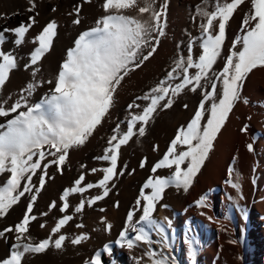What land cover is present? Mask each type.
<instances>
[{
    "label": "snow or ice",
    "instance_id": "snow-or-ice-1",
    "mask_svg": "<svg viewBox=\"0 0 264 264\" xmlns=\"http://www.w3.org/2000/svg\"><path fill=\"white\" fill-rule=\"evenodd\" d=\"M40 2L26 0L25 12L29 14L27 19L15 27H3L0 30V46L5 44L6 34L13 36L16 46L26 42L29 31L39 24ZM91 3L92 0H80L73 4L68 13L73 17V25L82 23L80 17L83 5ZM245 3L249 6L242 15L239 34L234 38L228 55L224 57L222 69L217 71L214 66L222 56L229 22ZM101 7L103 15L96 20V26L78 35L74 46L67 50L54 80L35 81L41 72V61L52 50L58 36L59 24L55 19L44 24L39 33L31 38L35 47L24 65L25 70L31 69L35 82H29L10 106L6 107L7 100H0V117L7 120L6 125L0 124V129H4L0 131V175L9 174L6 181L0 184V219L5 218L26 193H31V199L19 222L0 230V239L7 241L8 234H12L15 240L11 244L10 253L0 258V264H24L26 256L44 254L50 248L63 250L68 236L61 230L74 219L73 215L66 214L59 218L49 236L43 240L33 241L28 235L31 223L37 220L34 205L38 194L44 189L46 178H50L48 168L55 166L57 172L63 174L70 152L86 146L109 115L122 82L153 58L161 38L166 34L168 0H162L159 6L157 0H103ZM132 9H136L137 16L124 14ZM51 11L56 12L57 8L53 7ZM198 13L204 18L200 24V54L193 56L194 42H190L188 55L178 56L163 79L128 104L126 130L122 132L118 123L112 129L113 134L107 140L103 154L95 157L107 162L106 167L91 169V173L101 172L102 176L97 182L88 183L85 174H81L74 180L73 186L64 189L59 198L62 202L59 212L67 213L70 209V196H83L97 189L96 195L79 201L74 208L78 214L88 208H95L98 202L108 198L120 177L126 172L128 175L135 172V169L128 171L126 164L121 166L122 146H126L135 136L144 137L158 110L171 109L176 98L186 90L192 93L199 90L202 98L193 117L186 126L177 129L167 151L151 168L153 174L159 169H171V174L167 177L149 176L139 191L135 207L126 215L125 227L115 243L130 251L140 244L151 246L153 241L150 232L153 230L161 236L159 242L162 246H168L165 224L154 219L157 205L170 187L184 192L189 190L214 150L215 141L235 107L239 103H250L248 97L243 95L250 75L254 70L264 69V0H215L212 11L198 6ZM12 15L19 13L14 12ZM8 18L7 14H0V20ZM18 66L17 56L0 48V90ZM192 69L195 71L190 72ZM44 83L52 85L48 94L35 104L29 103V97ZM137 101L146 103L141 105ZM183 107L187 109L188 105L184 104ZM247 119L251 121L253 117L250 115ZM249 128L250 125L245 123L240 132L247 134ZM246 148L249 153L255 151L253 142L247 143ZM157 149L158 146H154V150ZM146 163L147 158H144L139 167L144 168ZM38 170L40 175L37 186L33 184L32 177L37 175ZM228 175H235L237 182H227L240 192V176L234 167H229ZM196 204L204 207L206 198L201 197ZM113 206L119 208V201H115ZM56 208L55 201L49 204V211ZM98 210L106 211L103 207ZM137 212L140 213L138 218ZM41 215L47 216L48 212ZM165 220L170 228L171 220L167 217ZM99 222L104 225V231H111L113 225L106 217H100ZM45 226L40 224L41 228ZM76 227L82 229L85 225L80 223ZM89 239L90 236L82 232L71 239V244L81 245ZM193 244L194 241H188L190 256L195 255ZM103 253L111 256L112 249L105 245ZM145 258L150 264H175L174 259L163 251L157 253L151 247L141 256L133 257L135 264H141ZM85 264H103L102 253L95 252Z\"/></svg>",
    "mask_w": 264,
    "mask_h": 264
},
{
    "label": "rangeland",
    "instance_id": "rangeland-1",
    "mask_svg": "<svg viewBox=\"0 0 264 264\" xmlns=\"http://www.w3.org/2000/svg\"><path fill=\"white\" fill-rule=\"evenodd\" d=\"M78 2H80V0ZM214 2L215 0H207V3L205 0H168L166 34L161 38L157 53L153 58L145 62V65L141 69L134 71L130 77L125 78V81L122 82V85L118 89L116 102L110 110L109 115L105 117L103 123L97 128L93 136L90 137L89 142L85 147L70 152L69 161L64 166L63 174L57 172L55 166L48 168V177L50 178H46L47 182L45 187L38 194V198L34 205V214L37 216V220L33 221L30 225V234L33 237V240L40 241L47 238L51 232V228L54 227L56 221L63 215H73L74 219L61 230L63 234L68 236V240L65 241L62 251L50 248L44 254L26 256V264H85V261L90 260L97 251L102 253L103 264H135L133 257L141 256L144 252L149 250V247L157 253L163 251L170 258L174 259L175 264L212 263H210L209 258H207L209 244H211L209 238H205L204 241L195 242V249H198H196V254L192 256V258L190 257V259L186 258V247L183 243V238L180 239L179 245L177 241H174L172 244L170 242V245L167 247H163L155 237L154 230L153 232H150L152 237L151 240L153 241L151 246L140 244L138 247L130 251L127 250L126 247L121 248L115 243L119 238L120 232L125 227L126 215L135 207V201L138 198L139 191L147 178L152 175L167 177L171 174V169H159L157 173L153 174L151 168L163 157L170 141L174 138L177 129L181 126H186L193 117L199 101L202 98L199 90L196 93L186 90L184 94H181L176 98L173 107L167 109L170 110V112L163 113L167 110H164L161 113L159 111L157 112L154 120L148 125L144 137L135 136L126 146H122L120 164L121 166L126 164L128 166V171L135 169V172L132 175H128L126 172L124 176L120 177L116 181V187L112 190V193L108 198L104 201L98 202V205L95 208H88L84 213L79 214L74 212V208L78 205L79 201L85 197L96 195L98 192L97 189H92L90 192L84 193L83 196L80 194H73L70 196V209L67 213L59 212V206L62 203L59 198L64 189L73 186L74 180L81 174H85V180L88 183H95L102 176L101 172L95 174L91 173V169H101L106 167L108 166L107 162L97 160L95 157L103 154L104 148L107 146V140L113 134L112 129L116 127L118 123L120 124L122 132L126 130L128 104L132 103L137 96H142L151 87L155 86L159 80L163 79L166 72L173 66V61L177 59L178 56L183 55L186 57L188 55L190 42H194L192 46L193 56L196 57L200 54V24L204 22V18L198 13V6L207 11H212ZM102 3L103 0H92L91 4H84L80 17L82 23L80 25H73L71 23L73 17L68 15L72 10L73 5H64L60 8L55 7L57 8L56 12L50 10V13H41L40 11L41 15L38 18L39 24L33 26L28 33L26 42L20 46L14 44V38L11 34H6V45L4 44L3 46H0V48L5 52L11 50V52L17 56L19 65L16 70L12 71L16 72V74L13 75V73H10L11 75L8 83H6L4 88L0 90V100L8 101L6 107L10 106L19 98L21 90L26 87L29 82L54 80L61 63L66 57L67 50L74 46V41L78 35L82 31L95 27L96 20L103 15L101 7ZM160 3H162V0H157V6H159ZM248 6V3L242 5L234 14L233 19L229 22L227 39L225 41L222 56L214 66L217 71L222 69L224 57L228 55L234 38L239 34L242 15L248 10ZM124 14L137 16L138 12L136 9H132L126 11ZM146 15L147 14H145V16ZM26 19L27 16L23 19L16 20L14 23H10L5 27L18 26L19 22ZM51 19H55L59 24L58 36L54 40L52 50L47 53L41 61L39 65L41 67V72L37 74L34 81L31 75V69L25 70L24 67L28 62L30 52L35 47V45L31 43V38L36 36L42 26ZM22 48L25 49V52ZM194 71V69L190 70V72ZM262 73H264V69H262ZM12 75L14 80L11 77ZM252 82L253 74L250 75L246 82L243 95L248 97L250 101L247 106H252L251 108L255 109L257 105H264V99H257V101L251 98L249 91L250 86L253 85ZM51 87L52 85L47 83H44L42 87H37L33 95L29 97V103L35 104L39 102L48 94ZM9 97H11V99H9ZM137 103L143 105L146 102L137 101ZM184 104L188 105L187 109L183 107ZM240 104L242 103H239L238 105ZM136 111L139 110L137 109ZM6 122V118L0 117V124L6 125ZM3 130L4 129H0V131ZM154 146H158V149L154 150ZM144 158H147V163L144 168H140L139 164ZM43 163L44 162H42V164ZM81 165H85L86 167L82 168ZM203 169L204 167L201 169L200 173ZM39 175L40 173L38 170L37 175L32 177L34 185L38 186ZM8 176V173L0 175V184H3ZM261 177L262 174L260 173V167L256 166L255 169L252 168V182L254 179L260 180ZM195 183L196 179L192 185H195ZM191 187L187 192H184L182 189L178 190L175 187L168 188L165 191L164 199L157 205L154 219L165 224L166 235L170 240L173 239L176 231L179 232L180 236H183V231L178 224H172L169 228L165 217L171 219L177 216L178 218V215L181 214L179 210L181 211V206L183 207L185 198L187 199L192 191ZM30 199L31 193H26L25 196L21 198L20 203L15 205L10 210L9 214L3 218V221L0 222V226H3V228L6 227L3 223L10 218H16L18 219L17 222H19L26 208V204ZM53 201L57 203V208L49 211V204ZM115 201H119V208L113 206ZM192 204L194 203H190L189 205ZM162 205H167L168 207L164 208ZM100 207L105 208L106 211L100 212L98 210ZM189 208L191 207L188 206V209ZM44 212H48V215H41ZM186 214L187 212L185 215ZM139 215L140 213L137 212L136 218H138ZM102 216L106 217L107 221L113 225L110 232L104 231V225L99 222L100 217ZM42 223L46 225L44 228L40 227V224ZM80 223H83L85 227L82 229L77 228L76 225ZM82 232L87 233L90 236V239L81 245H72L71 239ZM205 235L208 236L207 232ZM53 239H55V237H53ZM105 245H108L112 249L111 256L103 253ZM0 250H2L1 241ZM258 252L257 248L251 247V245L248 244L246 248L245 262L248 264H254L256 261L263 262L264 255H258ZM141 264H150V261L145 258L141 261Z\"/></svg>",
    "mask_w": 264,
    "mask_h": 264
},
{
    "label": "bare ground",
    "instance_id": "bare-ground-1",
    "mask_svg": "<svg viewBox=\"0 0 264 264\" xmlns=\"http://www.w3.org/2000/svg\"><path fill=\"white\" fill-rule=\"evenodd\" d=\"M78 1L41 0L39 11L50 13L53 7L60 8L64 5H73ZM26 7V0H0V14H7L10 17L0 20V30L6 25L8 26V24L29 15L25 12ZM14 12L19 13V15H12ZM11 73L16 74V72ZM252 74L253 85L250 86L249 91L251 98L262 100L264 99V73H262V69H257ZM13 75L11 77L14 80ZM251 107L243 103L235 107L225 128L222 129L215 141L214 150L210 153L203 171L196 178L195 185L191 187V193L187 199L185 198L181 211L179 210L181 213L178 215L179 220L177 216L169 218L172 224H178L182 229L183 236H180L179 232L176 231L173 239L168 238L167 244L170 245V242L172 244L177 241L179 245L180 239L183 238L187 259L192 258L189 255L188 241H194L196 244V241H204L205 238L211 240L207 254L211 264H248L245 262L248 244L258 249V255H264V105H257L255 109ZM166 112H170V110L163 113ZM250 115L253 117L251 121L247 119ZM245 123L250 125L247 134L240 132V128ZM253 138L255 139L253 140ZM249 142L254 143V153L247 151L246 144ZM234 157L236 158L235 161L233 160ZM230 166L234 167L235 172L240 176V192L233 189L231 184L227 182L229 180L237 182L235 175L232 177L228 175ZM256 166L260 167L262 177L260 180L254 179L252 182L251 171ZM201 197L206 198L204 207H199L196 204V201ZM190 203L194 204L189 205ZM188 206L191 208L188 209ZM1 221L3 219H0ZM17 221L16 218H10L3 225L6 227L14 225ZM2 229L3 226H0V230ZM154 232L155 237L160 241L161 236L156 231ZM206 232L208 236L205 235ZM28 235L31 236L30 232ZM0 241L2 244L0 258H5L10 253L11 244L15 240L12 234H8L7 241L4 239H0ZM230 241H236V243H230ZM194 244L193 247L195 248ZM24 264H26L25 260ZM254 264H264V260L263 262L256 261Z\"/></svg>",
    "mask_w": 264,
    "mask_h": 264
}]
</instances>
